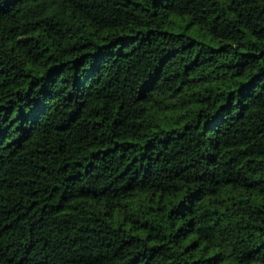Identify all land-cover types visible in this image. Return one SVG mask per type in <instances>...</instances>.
Wrapping results in <instances>:
<instances>
[{
    "label": "trees",
    "instance_id": "obj_1",
    "mask_svg": "<svg viewBox=\"0 0 264 264\" xmlns=\"http://www.w3.org/2000/svg\"><path fill=\"white\" fill-rule=\"evenodd\" d=\"M0 264H264V0H0Z\"/></svg>",
    "mask_w": 264,
    "mask_h": 264
}]
</instances>
